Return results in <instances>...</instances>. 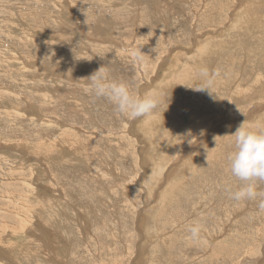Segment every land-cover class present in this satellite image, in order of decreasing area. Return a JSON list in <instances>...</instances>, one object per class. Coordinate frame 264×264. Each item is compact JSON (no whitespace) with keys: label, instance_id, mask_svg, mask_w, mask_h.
I'll use <instances>...</instances> for the list:
<instances>
[{"label":"rangeland","instance_id":"rangeland-1","mask_svg":"<svg viewBox=\"0 0 264 264\" xmlns=\"http://www.w3.org/2000/svg\"><path fill=\"white\" fill-rule=\"evenodd\" d=\"M262 45L264 0H0V264H264V213L224 190L231 135L264 133ZM101 67L161 106L119 114ZM203 69L215 95L183 87Z\"/></svg>","mask_w":264,"mask_h":264},{"label":"clouds","instance_id":"clouds-1","mask_svg":"<svg viewBox=\"0 0 264 264\" xmlns=\"http://www.w3.org/2000/svg\"><path fill=\"white\" fill-rule=\"evenodd\" d=\"M40 0H36L37 5ZM136 62L143 64L144 55L136 53ZM199 76L202 83L196 87H187L197 93L207 92L210 96L214 94L216 80L221 76L220 71L209 72L203 69ZM89 87L94 90L97 99H103L113 104L118 113L131 117L132 119H147L151 117L161 106V101L156 94H150L144 98H137L126 83L112 82L110 73L106 67H101L86 79ZM245 123L241 124L234 135L235 151L229 157L228 170L231 178L241 182V186L232 191L225 188L229 199L240 202H258L257 208L260 213H264V191H258L259 187H264V133L245 131ZM218 138V137H217ZM202 226L196 225L188 229L187 237L190 243H200L202 241Z\"/></svg>","mask_w":264,"mask_h":264},{"label":"bare ground","instance_id":"bare-ground-1","mask_svg":"<svg viewBox=\"0 0 264 264\" xmlns=\"http://www.w3.org/2000/svg\"><path fill=\"white\" fill-rule=\"evenodd\" d=\"M240 29H241V28H240ZM240 29H237V30L231 31V32H229V34L232 35V36H231L232 38H235V39H236V38L238 37L237 35H238L239 32L241 33V35H243L242 32H243V31H244V32L246 31V29H244V28H242L241 31H240ZM261 47H262V49H264V45H262ZM8 50H9V49H8ZM13 52H14V50H13ZM14 56H15V55H14ZM185 71H186V70H184L183 72H185ZM185 76H186V78L183 79V80H185V81L183 82L184 84H186L187 79L189 78L188 76H191V77H192V73L187 72V73L183 74L182 77H185ZM193 77H195V76L193 75ZM193 77H192V78H193ZM179 78H180V77H179ZM192 78H191V79H192ZM195 79H196V78H195ZM171 81H172V80H171ZM196 83H197V82H196ZM193 84H194V83H193ZM172 117H173V116H172ZM171 119H172V118H171ZM185 119H186V118H185ZM186 120H187V119H186ZM186 120H185V121H186ZM164 146H165V145H164ZM159 166H160V164H159ZM158 172H159V171H156V170H155V172H154L153 174L155 175V174H157ZM34 184H35V182H34ZM26 185H27V184H26ZM31 186H33V185H28L29 189L32 188ZM33 189H34V188H33ZM131 196H132V195H131ZM9 199H10V198H9ZM132 199H133V198H132ZM41 200H42V199H41ZM41 205H42V204H41ZM50 206H51V205H50ZM38 208H39V207H38ZM38 208H37L36 210H38ZM41 208H42V207H41ZM41 208H39V209H41ZM26 209H27L28 211H31L29 207H27ZM49 210H50V209H49ZM39 211H40V210H39ZM52 212H53V211H52ZM23 227H25L23 230H25V229L27 230V229H29L30 226H27V225L25 226V225H24ZM32 228H33V227H32ZM32 228H31V229H32ZM88 228H90V227H88ZM23 230H22V231H23ZM225 242H226V241H225ZM232 244H233V243H232ZM222 245H223V244H222ZM224 245H225V244H224ZM230 245H231V244H230ZM225 247H226V246H225ZM228 247H229V246H228ZM213 254H214V252H213Z\"/></svg>","mask_w":264,"mask_h":264}]
</instances>
